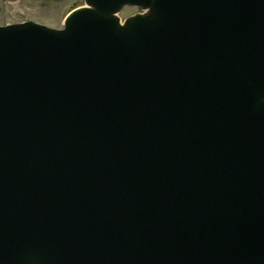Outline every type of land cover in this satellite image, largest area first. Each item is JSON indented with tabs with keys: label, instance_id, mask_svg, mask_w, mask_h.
Segmentation results:
<instances>
[{
	"label": "water",
	"instance_id": "obj_1",
	"mask_svg": "<svg viewBox=\"0 0 264 264\" xmlns=\"http://www.w3.org/2000/svg\"><path fill=\"white\" fill-rule=\"evenodd\" d=\"M88 1L0 26V264H264V0Z\"/></svg>",
	"mask_w": 264,
	"mask_h": 264
},
{
	"label": "rangeland",
	"instance_id": "obj_2",
	"mask_svg": "<svg viewBox=\"0 0 264 264\" xmlns=\"http://www.w3.org/2000/svg\"><path fill=\"white\" fill-rule=\"evenodd\" d=\"M86 0H0V26L34 21L53 28H63L69 11L84 5ZM142 8L126 6L120 11L122 22Z\"/></svg>",
	"mask_w": 264,
	"mask_h": 264
}]
</instances>
